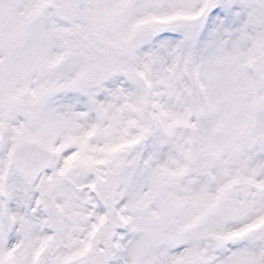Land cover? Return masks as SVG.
I'll use <instances>...</instances> for the list:
<instances>
[{
	"label": "snow or ice",
	"instance_id": "1",
	"mask_svg": "<svg viewBox=\"0 0 264 264\" xmlns=\"http://www.w3.org/2000/svg\"><path fill=\"white\" fill-rule=\"evenodd\" d=\"M0 264H264V0H0Z\"/></svg>",
	"mask_w": 264,
	"mask_h": 264
}]
</instances>
